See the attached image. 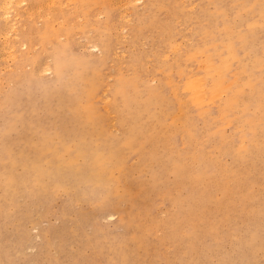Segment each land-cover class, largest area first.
<instances>
[{"label":"rangeland","instance_id":"1","mask_svg":"<svg viewBox=\"0 0 264 264\" xmlns=\"http://www.w3.org/2000/svg\"><path fill=\"white\" fill-rule=\"evenodd\" d=\"M18 1L0 264H264V0Z\"/></svg>","mask_w":264,"mask_h":264},{"label":"bare ground","instance_id":"2","mask_svg":"<svg viewBox=\"0 0 264 264\" xmlns=\"http://www.w3.org/2000/svg\"><path fill=\"white\" fill-rule=\"evenodd\" d=\"M13 1H14V0H13ZM48 1H49V0H48ZM118 1H120V0H118ZM118 1H117V2H118ZM8 2H9V1H8ZM16 2H17V1H16ZM19 2H20V0L18 1V3H19ZM53 2H55V1H53ZM120 2H121V1H120ZM135 2H136V1H135ZM137 2H138V1H137ZM137 2H136V3H137ZM139 3H140V2H139ZM24 4H26V3H24ZM52 4H53V3H52ZM117 4H118V3H117ZM10 5L12 6V4H9V6H10ZM18 5H19V4H18ZM118 5H119V4H118ZM130 5H131V4H130ZM7 6H8V4H7ZM125 6H127V4H126ZM4 8H5V7H4ZM6 8H7V7H6ZM30 8H31V7H30ZM0 9H1V8H0ZM7 10H8V9H7ZM9 10H10V9H9ZM5 12H7V11H5ZM26 12H27V11H26ZM28 13H29V12H28ZM31 13H33L32 10H31ZM5 15L7 16L6 13H5ZM8 16H9V15H8ZM8 16H7V17H8ZM30 17H31V16H30ZM6 20H7V19H6ZM8 20H9V19H8ZM14 23H15V22H14ZM12 27H13V26H12ZM12 27H11V28H12ZM14 27H15V26H14ZM13 29H14V28H13ZM10 31H12V29H11ZM13 31H15V30H13ZM13 31H12V32H13ZM6 32H7V31H6ZM12 32H11V33H12ZM16 32H17V31H16ZM7 33H8V32H7ZM9 33H10V32H9ZM13 33H15V32H13ZM8 40H10V39H8ZM8 42H9V41H8ZM6 45L8 46V44H6ZM1 46H2V45H1ZM7 46H6V48H7ZM177 46H178V44H177ZM9 47H10V46H9ZM11 47H12V45H11ZM6 48H5V49H6ZM3 49H4V48H3ZM11 50H13V48H12ZM5 51H6V50H5ZM7 51H8V50H7ZM7 51H6V52H7ZM1 52H3V51H1ZM9 52H10V51H9ZM8 54H9V53H8ZM8 54H7V56H8ZM12 54H13V53H11V55H12ZM2 55H3V54H2ZM13 55H14V54H13ZM15 56H16V55H15ZM11 57L14 58V56H11ZM196 79H197V78H196ZM198 79H199V78H198ZM199 80H200V79H199ZM199 82H201V81H199ZM199 82H198L197 84H200L201 87H203V84H202L203 80H202L201 83H199ZM216 88H217V91H218V92H219V91H225L224 83H218ZM202 89H204V88H202ZM201 91H202V90H201ZM203 91H204V90H203ZM199 92H200V91H199ZM220 95H221V94H220ZM250 118H251V117H247V121H248V120H251V121L253 120V119H250ZM102 169H103V166H100V167H99V170H102Z\"/></svg>","mask_w":264,"mask_h":264}]
</instances>
